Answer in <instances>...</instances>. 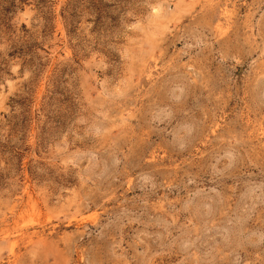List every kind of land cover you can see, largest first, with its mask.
<instances>
[{
    "label": "rangeland",
    "instance_id": "obj_1",
    "mask_svg": "<svg viewBox=\"0 0 264 264\" xmlns=\"http://www.w3.org/2000/svg\"><path fill=\"white\" fill-rule=\"evenodd\" d=\"M0 264H264V0H0Z\"/></svg>",
    "mask_w": 264,
    "mask_h": 264
}]
</instances>
